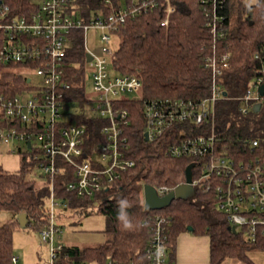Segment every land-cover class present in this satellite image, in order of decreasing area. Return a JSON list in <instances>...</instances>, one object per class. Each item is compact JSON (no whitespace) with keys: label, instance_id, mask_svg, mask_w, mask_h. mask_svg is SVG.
<instances>
[{"label":"trees","instance_id":"16d2710c","mask_svg":"<svg viewBox=\"0 0 264 264\" xmlns=\"http://www.w3.org/2000/svg\"><path fill=\"white\" fill-rule=\"evenodd\" d=\"M118 0H75L70 14L86 22L100 15H108ZM129 1V0H124ZM176 11L167 25L161 24L165 14L162 8L143 12L130 18L116 33L118 48L112 66L119 74H131L142 82L141 97L125 99L120 106L128 111L129 156L135 166L124 172L120 179L109 184L94 197H80L66 192L69 182L75 180L65 173L53 178L42 171L40 181L31 178L35 167L41 168L47 157L41 150L28 148L22 154L21 167L15 172L0 166V210L13 213L7 224L0 225V264H13V230L20 226L18 216H27V227L37 233L49 224L48 201L51 186L57 197L65 200L63 211L71 210L78 216L93 212L103 214L107 227L103 231L107 240L96 246L79 247L68 245L67 258L61 257L57 264L78 262L95 264H147V249L156 227V217L170 221L168 226V249L174 263L177 238L191 232L209 239V264H223L234 259L243 264H255L249 256L252 250L264 251V237L256 242L248 240L242 230L233 232L226 215L216 208L214 191L194 189L188 199H176L162 210H145L144 186H168L176 188L186 181L185 172L193 163L187 156L172 157L168 148L180 140L179 130L172 137L145 140V102L161 100H184L198 102L207 98L212 84V72L206 58L216 45L218 54L229 53V68L219 77L226 98L215 106L214 121L204 126H193L197 133L215 134L217 148L236 161L264 160V113L241 112L240 99L250 81L258 75L264 65V0L246 6L242 0H226L222 14L226 17L227 31L223 38L215 39L206 27L207 18L200 0H172ZM10 8V17L20 16L32 9V0H0ZM83 30L71 32L72 46L65 61V73L60 87L66 109L73 108L68 119L85 125L93 133L97 131L94 118L86 113V50ZM4 34L0 36V45ZM37 63H29L35 66ZM25 64H3L0 62V128L17 127L20 131L31 129L22 122L7 121L3 104L16 95L30 89L28 78L23 73ZM183 128L184 125L180 124ZM188 131V130H187ZM258 139L260 145L253 149L251 142ZM40 154V155H39ZM42 169V168H41ZM66 175V176H65ZM61 213L58 221L64 227ZM65 218V216H64ZM26 227V228H27Z\"/></svg>","mask_w":264,"mask_h":264},{"label":"built area","instance_id":"2783aa9c","mask_svg":"<svg viewBox=\"0 0 264 264\" xmlns=\"http://www.w3.org/2000/svg\"><path fill=\"white\" fill-rule=\"evenodd\" d=\"M75 0H32L33 8L20 16L10 17V8L0 3V62L3 64H25L24 75L30 89L4 102V117L7 121H20L30 131H20L17 127H1L0 142L8 144L21 140L30 143L40 141L47 162L41 168L45 175L53 178L65 173L75 178L66 186V192L80 197H94L106 187L120 179L122 174L135 166L129 156L128 111L120 106L125 99L140 98L141 80L131 74H119L112 66L116 50L111 47L112 34H116L128 19L137 17L151 9L162 8L165 18L161 24L167 25L176 11L172 0H118L108 15H100L86 22L70 14V6ZM226 0H200L207 18L206 27L215 39L226 35V17L222 14ZM83 30L86 55V83L91 85L95 97H87L85 103L89 118H94L97 131L91 133L85 125L68 119L60 87H65V59L72 46L71 32ZM93 29L100 32L99 53L87 48V33ZM217 46H212V54L206 58V67L212 72L210 95L198 102L184 100H161L145 102V131L149 140L166 134L175 135L179 130L180 140L172 144L167 154L172 157H190L193 161L192 187L214 191L216 208L223 212L231 226L244 231L251 242L264 237V160L255 157L248 161H236L217 148V138L212 132L197 133L193 126L211 124L215 119L216 104L226 98L219 77L229 68V53L218 54ZM37 64L35 66L29 63ZM90 73V75H89ZM34 74L37 83H34ZM264 65L258 75L250 81L242 100L241 112L264 113ZM30 93L29 97L22 96ZM73 109V108H71ZM183 124L184 127L180 128ZM188 130V131H187ZM260 142H251L253 149ZM65 175V176H66ZM160 197L175 188L155 187ZM49 224L38 231L42 245L49 248V260L43 264H57L61 257L67 258V244L64 242V227L57 219L56 208H65V200L57 197L51 186L49 196ZM156 227L147 249V264H174L169 258L168 226L170 221L157 216ZM19 258L12 257L17 264ZM95 264V263H73ZM111 264V263H108ZM134 264V263H130Z\"/></svg>","mask_w":264,"mask_h":264},{"label":"rangeland","instance_id":"374dc122","mask_svg":"<svg viewBox=\"0 0 264 264\" xmlns=\"http://www.w3.org/2000/svg\"><path fill=\"white\" fill-rule=\"evenodd\" d=\"M244 5L250 6L257 2V0H242ZM87 48L90 51L99 53L100 46V32L90 29L87 33ZM119 44V38L117 34H112L111 47L117 50ZM90 75V73H89ZM35 77L34 74H31ZM34 83H37V78H34ZM87 97H95L94 90L91 85H87ZM22 96L29 97L30 93H23ZM75 110L70 109L69 112L73 113ZM34 150L41 148L40 141L36 140L33 143ZM26 142L21 140L11 141L8 144L0 142V157L3 155L10 157L12 161H16V166L19 169L21 167L22 152L26 151ZM10 151H13L10 153ZM40 155V154H39ZM1 166V165H0ZM16 168V169H17ZM34 171L30 174L31 178L36 181H40V174L42 169L35 167ZM14 172V171H13ZM49 202V201H48ZM49 206V204H48ZM61 213L62 219L65 222L64 225V242L68 245H77L79 247L96 246L104 243L107 240V235L103 231L107 227L106 217L97 212H93L89 215L78 216L73 211H63L60 208H56L55 214ZM65 216V218H64ZM13 218V213L9 211L0 210V225L7 224ZM190 235H194L188 232ZM13 250L15 256L19 258L17 264H43L49 260V248L47 245H42L38 233L32 229V227L21 228L20 226L14 227L13 230ZM249 256L252 258L255 264H264V251L252 250L249 252ZM223 264H243L238 260H226Z\"/></svg>","mask_w":264,"mask_h":264},{"label":"water","instance_id":"95a60500","mask_svg":"<svg viewBox=\"0 0 264 264\" xmlns=\"http://www.w3.org/2000/svg\"><path fill=\"white\" fill-rule=\"evenodd\" d=\"M86 60L87 62L91 61V55L87 54L86 55ZM261 93H264V86L261 88ZM259 105L255 106V111L259 110ZM145 140L148 141V133L145 131L144 132ZM28 148H31V144L28 143ZM193 164L189 165L186 169L185 176H186V181L184 184H181L177 186L175 189L170 191L167 195L160 197L157 194V191L155 187L151 185H145L144 186V206L145 210L147 211H152V210H162L164 208L169 207L172 202L176 199H188L193 196L194 194V188L192 187V169H193ZM18 221L20 224L21 228H26L27 227V216L25 214L19 215L18 216ZM230 229L233 232H236V229L234 226H231ZM189 231H193L191 227L188 228Z\"/></svg>","mask_w":264,"mask_h":264},{"label":"crops","instance_id":"0c3cea01","mask_svg":"<svg viewBox=\"0 0 264 264\" xmlns=\"http://www.w3.org/2000/svg\"><path fill=\"white\" fill-rule=\"evenodd\" d=\"M0 165L9 172L19 170L16 161L6 155L0 157ZM174 264H209V239L190 235L188 232L180 234L177 238Z\"/></svg>","mask_w":264,"mask_h":264}]
</instances>
